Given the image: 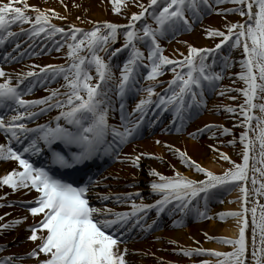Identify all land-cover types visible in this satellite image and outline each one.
<instances>
[{
  "label": "snow or ice",
  "instance_id": "obj_1",
  "mask_svg": "<svg viewBox=\"0 0 264 264\" xmlns=\"http://www.w3.org/2000/svg\"><path fill=\"white\" fill-rule=\"evenodd\" d=\"M110 3L114 13H122L129 3L139 8V11H131L130 15L123 13L127 20L124 25L108 20L92 21V27L85 29L75 23H69L67 27L54 23L53 18L67 19L54 8H41L27 0H0V44L8 37L17 35L11 30L12 24L27 23V28H18L19 34L33 38L43 34L57 44V51L66 45L64 54L68 58L61 64L39 67L42 76L37 73L36 66L15 72V83H12L13 74L0 67V78H3L0 79V131L7 137V143H0V160L12 161L16 165L0 175V188L9 186L12 191L25 189L37 193L27 203V212L34 218L27 225V239L34 242V247L24 255L34 258L32 264H131L126 259L129 249L125 234L135 226L149 229L157 223L155 220L151 223L141 222L143 216L147 215L146 210L154 208L159 216L166 206L180 213L194 209L198 216L206 217L209 201L216 199L221 191L238 188L242 201L240 208L215 214L221 220L238 218V235L235 238L214 237L233 245L231 251L221 252L204 247H178L175 250L189 257L204 254L220 258L215 261L198 260L193 264H249V259L252 264H264V204H259L257 200L256 206L251 209L246 207L247 197L252 193L245 186L250 168L254 186L258 182L255 173L264 176V102H254L256 99L264 101L261 95L264 93V0H147L146 4L144 0H110ZM225 3L232 7H217ZM60 4L67 9L64 0H60ZM72 4L74 7L80 6L76 0H72ZM209 11L238 13L243 19L227 21L223 26L225 30H222L202 23ZM196 22L201 23L204 36L219 39L211 47H198L184 41L186 53L181 52L179 57L165 55L161 41L181 31H191ZM57 34L60 35L59 42L54 39ZM120 35L123 36V43L117 48L109 47ZM221 46L237 49L241 53V70L235 75L246 85L236 89L242 93L244 101L236 106H223L228 112L239 111L244 117L238 121L245 129L239 133V142L243 145L240 162L212 146L219 152L220 159L229 161L231 165L218 174L198 163L186 150L165 141V146L182 164L203 174V178L194 179L179 170L172 175H164L150 168L149 175L158 178L150 181L151 191L159 194V199L152 203H144L143 197L139 203L132 199L133 196H140L138 189L135 193H95L100 201L114 199L118 204L131 203V208L123 211H117L104 203L96 206L90 201L95 188L109 187L103 183L106 176L88 175L83 182H69L57 174L52 166L77 173L83 171L89 161L101 155H111L134 167L140 166L142 156H156L153 152L121 155L120 148L135 137L145 113L156 110L150 109L152 104L157 109L172 112V128L177 132L186 130L185 122L191 120L205 105V90L214 89L224 69L232 67L231 58L220 51ZM121 50L126 51L127 56L122 64L114 66L112 57ZM100 53L108 54L107 59ZM217 53L223 64L218 69L214 67L217 65ZM4 55L7 57L8 53ZM11 59L15 60L16 57ZM114 67L117 70L115 72ZM165 71H171L173 75L164 82L167 87L161 94L156 92V85L161 83L157 77ZM58 76L64 80L59 87L65 91L53 88L48 90L46 96L24 98L35 83L50 82ZM31 77L39 78L25 80ZM141 80L149 83L143 85ZM220 87L224 88L223 85ZM133 91H143L146 96H142L128 112L124 97ZM217 94L222 95L223 92ZM115 97H119L118 102ZM117 106L119 125L109 120L110 116H115ZM52 108L60 110L52 118L56 121L54 126L51 121L28 126V122ZM254 109H259L260 114L257 115ZM61 118L63 123L60 122ZM253 119L256 121L254 129ZM213 128H221L223 133L231 132L230 128L212 123L204 125L203 129H196V132ZM249 130L255 131V137L249 136ZM196 132H189L188 135L194 137ZM13 141L20 147L17 148ZM256 141H259V156H250ZM56 142L63 145V150L54 146ZM156 143L161 141L156 140ZM228 143L234 144L235 140H229ZM42 147L51 156L46 157L47 164L36 166L30 156L41 154ZM157 158L164 159L162 156ZM250 160L253 162L251 165ZM257 162L260 167H256ZM262 190L264 182L254 187L255 195H264ZM8 195V192L0 193V201L3 202L0 206L17 203L3 199ZM193 198L197 201L202 199L204 208L194 207ZM257 206L260 209L259 217ZM249 211L252 214L250 242L246 236ZM6 215L8 213L3 214ZM3 216H0V230L12 228L27 219L26 216H18L4 221ZM173 224L182 225V217H177ZM22 259V256L8 254L0 257V264H20Z\"/></svg>",
  "mask_w": 264,
  "mask_h": 264
},
{
  "label": "bare ground",
  "instance_id": "obj_2",
  "mask_svg": "<svg viewBox=\"0 0 264 264\" xmlns=\"http://www.w3.org/2000/svg\"><path fill=\"white\" fill-rule=\"evenodd\" d=\"M30 4H36L41 8H54L56 11L60 12L63 16H66V20L53 18V22L67 27L69 23H75L82 28L92 27V21H104V20H118L117 23L123 24L126 23V16L122 13L120 16L111 17L106 8V5L102 0H76V3L79 4V7H74L72 4V0H64V3L68 5L67 9L60 4V0H27ZM19 6V5H17ZM86 9V11H85ZM31 13V9L28 10ZM34 17V14H33ZM80 17V19H77ZM213 22L217 20L211 19ZM11 30L13 32H17L16 36L7 38V53L8 56L6 58V65L0 66L4 67L6 72H10L13 74L12 83H15V72H19L22 70H27L29 66H36V71L39 74V67L45 64H61L67 61V57L65 56L66 45L57 51V44L53 43L51 40L45 41L43 38V34L38 37H29L26 34H19L18 28L23 27L27 28V23L23 25L12 24ZM57 38L60 41V35L57 34ZM184 41H188L195 46L210 47L214 40L209 37L203 35L201 31L196 33L186 35L180 38L179 42H175L170 45V49L168 51L171 55L177 56L181 52L186 50V45L183 43ZM17 44L19 47L17 48ZM179 50V51H178ZM32 52H35V55H31ZM105 56V53H100ZM127 54L123 56V60L126 58ZM241 53L239 50L233 52L231 56L232 66L236 65L238 61H240ZM6 57V56H5ZM11 57H16L15 60L11 59ZM107 59V57H105ZM119 60H115L112 57L111 63L115 65L122 64ZM224 79L221 81L220 85H223L222 89L220 85L217 87L215 92L213 93V98L211 101L215 104L211 107V113H206L200 116L196 122L194 123L195 127L201 126L204 122H213L216 125H224V123L229 124L231 132L223 133L221 128H213L211 130H207L205 132V137L199 142L192 141L191 138L193 136H189L190 131L186 129V136H177L176 134H169L165 125L157 126L158 129L152 131L155 134L152 137H145L143 139H134L131 138L120 150L121 155L123 154H136V153H145L150 152L151 150L155 151L156 154H159L165 149L168 148L165 146L164 142L167 141L169 144L175 145L177 148L181 150H186L193 159H195L198 163L202 164L204 167L210 169L214 172L223 171L230 164L229 161L220 159L219 152L215 151L212 146H215V149H219L220 152L227 153L231 159H234L235 152L240 153V151L234 149V144H229V140H235L233 137V129L232 126L235 127L238 125L237 118H240L239 114H235V112H228L223 106L224 105H233L234 100L231 97H234L235 93L232 90L233 87L230 85L231 75L228 73H233L230 68H227ZM47 71V70H46ZM113 71H117L116 68H113ZM42 76L43 74H39ZM50 75V74H49ZM118 75V72H117ZM39 77H31L25 78L28 79H38ZM3 79V78H0ZM64 83V80L61 76H58L55 80H50V82L35 83L31 92L25 93V99H33L41 96L48 95V90L53 88H59L61 92L65 91L64 88H60L59 86ZM149 82L145 81L143 85H147ZM167 85L164 83L158 87H156V92H161ZM225 89H231L230 91ZM223 92L222 95L217 94ZM146 93L143 91L139 92V96L136 101L131 102L130 108L135 106L136 102L142 97L145 96ZM59 97H56L58 99ZM117 102L119 101V97H115ZM129 100V99H125ZM233 103V104H232ZM43 107V106H40ZM59 109L52 108L50 110L45 111L42 115L38 116V118L34 121L28 122V126L31 127L34 123H45L47 121H51L52 124H55L56 121L52 119L57 115ZM157 112V109H156ZM237 112V111H236ZM159 114V112H157ZM119 118V107L117 106L115 116H110V123L118 120ZM217 120V121H213ZM63 121V118H61ZM60 121V122H61ZM197 135L200 132H196ZM212 133H216V135H212ZM156 140L161 141V143H156ZM0 143H7V137L4 136V132H0ZM140 151V152H139ZM235 151V152H234ZM166 158L170 160L166 164L158 162L154 157L152 159H148L146 163L154 165L157 171L166 174L170 171L168 169L171 166H176L179 169H182L185 173L190 174L194 179H202L203 174L195 171L192 168L187 167L179 161V158L173 154H167ZM110 159V158H109ZM145 162V161H144ZM157 162V163H156ZM143 163V161H142ZM16 166L12 161H2L0 160V175H3L5 171L10 170L11 167ZM167 166V167H166ZM142 166H140L141 168ZM137 167L132 166L130 163L126 161H122L119 159H115L111 156L110 163L108 167L100 172L99 176H106L107 179L103 181L104 184H107L109 187H97L95 188L93 194L94 200H96L98 206L101 203L107 204L110 207L114 208L117 211L129 210L131 208V203L126 202L122 204H118L114 199L107 201H100L96 198L95 193H126L128 190L127 185L130 183L129 178L137 177L138 171ZM148 176L152 179H158L157 177H153L148 174ZM146 181V180H145ZM126 186V187H125ZM246 186V182H245ZM147 197H151L153 192L151 189H145ZM8 192L9 195L4 197V200H14V201H22L34 196V191H27L25 189H19L17 191H12L9 186H3L0 188V193ZM241 193L238 188H233L228 192L221 191L219 196L215 200V210L207 211L206 217H199L196 220H189L190 225L187 226L186 229L176 227L174 230H168V226H176L173 224V221L177 219V217H182L184 219L183 213L179 211L173 212L171 209L167 212V214L172 215V219L164 228H158L159 224L156 223L155 230L151 234L141 233L144 229H141L139 226H135L132 228L131 237L127 242V247L129 251L126 253V259L131 262V264H169V259L176 260L177 262L183 260L182 253L178 251H174L175 254H179L180 257H173L170 255V249L164 250L166 244H169L170 247H183L186 248L185 245L190 244L193 247H204V248H213L216 250H221L224 246V243L214 239V237L227 236L235 238L238 235V225H237V217H227L224 220H221L217 215V213L221 211L228 210H237L240 208L242 201L239 199ZM159 197V196H158ZM156 197L155 199H158ZM133 199V198H132ZM197 201V200H195ZM200 205L203 206L204 202L201 199ZM212 201V200H211ZM209 201V203L211 202ZM2 201H0L1 203ZM139 203V201H136ZM141 202V201H140ZM145 201L144 203H146ZM208 203V204H209ZM203 209V207H201ZM143 216L142 223H151L150 216L148 214ZM4 213H8V215L3 216ZM183 216H182V215ZM0 216H3L4 221H8L14 219L18 216H26L27 219L22 221L19 225H16L9 229L0 230V257L8 254H15L17 256H22L23 259L25 257V253H27L32 247H34V242L27 239L29 235V230L27 225L33 222V216L27 212V209H23L16 204L11 206L5 204V206H0ZM197 218V217H196ZM141 230V231H140ZM129 233V232H128ZM125 234V236L128 235ZM204 234H208L213 239L209 241H204ZM146 236V237H145ZM246 236H248V232L246 230ZM171 241H176L177 243H171ZM172 248V249H173ZM143 249V250H142ZM141 251V252H140ZM172 253V252H171ZM161 257L163 259H161ZM23 259L21 261H23Z\"/></svg>",
  "mask_w": 264,
  "mask_h": 264
},
{
  "label": "rangeland",
  "instance_id": "obj_3",
  "mask_svg": "<svg viewBox=\"0 0 264 264\" xmlns=\"http://www.w3.org/2000/svg\"><path fill=\"white\" fill-rule=\"evenodd\" d=\"M102 2H104L105 3V5H106V8H107V10H108V12H109V15L111 16V17H117V16H120L122 13H128L129 15H130V12L131 11H139V8H136V7H133L132 6V4L131 3H129V5H128V8H126V9H123L122 10V13H114L113 11H112V5H111V3H110V0H102ZM144 2H145V4L147 3V0H144ZM217 7H232V5L231 4H228V3H225V4H223V5H217ZM225 17H226V19H225ZM211 19H213V20H217L216 22H213ZM240 19V16H239V14L238 13H227V14H221V13H217V12H214V11H209L204 17H203V21H202V23L204 24V25H211V26H213V27H219V28H221L222 30H225L224 29V24L227 22V21H233V22H235V21H237V20H239ZM241 19H243V17H241ZM110 22H113V23H117L118 22V20H112V19H110L109 20ZM118 24V23H117ZM137 24H139V22H137ZM91 28V27H90ZM90 28H88V29H90ZM198 31H201L202 33H203V31H204V29L201 27V23L200 22H196V23H194V27H193V29L191 30V31H187V30H185V31H181L178 35H174V36H170V37H168L167 39H164V40H162L161 41V43H162V45L164 46V54L165 55H168V56H170V57H173V55H171L170 54V52L168 51V49H170L169 47H170V45L171 44H173V43H175V42H179V40H180V38H182V37H184V36H186V35H190V34H193V33H196V32H198ZM56 41H58V39H56V37L54 38ZM212 40H214V42H215V40H218L219 38H211ZM121 43H123V36L122 35H120L119 37H118V39L116 40V42L114 43V44H111V45H109V47H111V48H117V47H119L120 46V44ZM213 45V44H212ZM211 45V46H212ZM210 46V47H211ZM226 49H222V46H221V52H223L224 53V55H230V52H232V51H234V50H236V49H228L227 48V46H224ZM186 51H187V49L184 51V53H186ZM145 55H147V53L145 52ZM176 56V55H175ZM180 56V54H177V56L176 57H179ZM219 56H220V54L219 53H217V65H215L214 67H216L217 69L218 68H220V66H223V64H222V61L219 59ZM209 59H211V57H209ZM240 61H238L237 63H236V65H234V66H232V67H230V69H231V71L233 72L232 73V75H231V78H230V85L233 87V91H234V93H235V95H234V97H235V99H233L234 100V104H233V106H236V105H239V104H241V103H243V101H244V97H243V95H242V93H240L239 91H236V89H238V88H241V87H245L246 85L244 84V82L239 78V77H237L236 75H235V73L236 72H239L240 70H241V68H240ZM169 73H172L171 71H165L161 76H159V77H157V79L159 80V81H161V83H164L165 81H167V79L169 78V76L170 75H168ZM142 82V81H141ZM149 82V81H148ZM161 83H159V84H157L156 86H158V85H160ZM261 95L262 96H264V93H261ZM212 99V98H211ZM255 103H261V102H264V101H262V100H259V99H256L255 101H254ZM210 105H209V107H212V106H214L215 104H213V102H211L210 101V103H209ZM207 110V109H206ZM257 111L255 112L257 115H259L260 114V112H259V109H256ZM254 111V110H253ZM206 111L204 110L203 111V113L202 114H204ZM210 113H211V111H210ZM201 114V115H202ZM235 114H239V111H237V112H235ZM239 116H240V118H237V122L238 121H240V120H243L244 119V117L243 116H241L240 114H239ZM213 121H217V120H213ZM209 123H211V122H204L201 126H199V127H196V128H193V127H191V129L192 130H195V129H203V126L204 125H206V124H209ZM212 124H214L213 122H212ZM238 125H236L235 127H231V128H234L235 130L233 131V133H232V135H233V137L235 138V143H234V149L235 150H239L240 151V153H241V151H242V148H243V145L239 142V133L240 132H242V131H244L245 129L239 124V123H237ZM224 125H225V127H230V125L229 124H226V123H224ZM252 125H253V129L255 128V126H256V121H255V119H253V121H252ZM203 135L201 136V137H199V138H196V139H192V141H196V142H199V141H201L202 139H203V137H205V132H206V129L205 130H203ZM255 135H256V133H255V131H253V130H249V136H251V137H255ZM167 152H165L164 150H163V152L161 151L159 154H156V156L154 157L155 158V160L156 161H158V162H161V163H164V162H170V160L168 159V158H166V155L167 154H173V152H171V151H169V150H167V149H165ZM150 152H153V153H156L155 151H150ZM235 152V151H234ZM259 152H260V147H259V141H256V143H255V147H254V149H252V151H250V156H252L253 154L254 155H256V156H259ZM240 153H236L235 152V154H234V159L233 160H235V161H237V162H240V160H241V156H240ZM159 156H162V157H164V159L163 160H161V159H158L157 157H159ZM144 158L145 159H143V160H141V161H143V163H140V166H142L141 168H140V166H139V170H137L138 171V176L137 177H133L132 179H131V183L127 186V188H128V192H132V193H135L136 191H137V189L139 190V192H140V196H133V198H135V200L136 201H141V197H143V199H147V196L145 195L146 193L144 192L145 191V189H147V187L148 186H150V181L151 180H153V179H149V176H148V174H149V169L150 168H153V166L154 165H152V164H149V163H146L147 162V160L148 159H152V157H149V156H144ZM166 160V161H165ZM145 161V162H144ZM157 163V162H156ZM167 167V166H166ZM228 167H231V165L229 164L228 165ZM227 167V168H228ZM256 167H260V164L257 162L256 163ZM168 169H170V171L169 172H167L165 175H172L176 170H179L181 173H183V174H185V175H188V176H190V177H192L190 174H188V173H185L182 169H179L178 167H169V165H168ZM221 172H223V171H219V172H216V173H221ZM252 175H253V172H252V170L250 171V173H249V177H250V179H249V181H247V188L250 190V193H252V194H250V195H248V197H247V204H246V207H248L249 209H251L253 206H256L257 205V200L259 201V204H264V195H261V196H259V197H257L256 195H255V193H254V187H259V183L260 182H264V176H261L260 175V173L259 172H257V173H255V175H256V177H257V184L254 186L253 184H252V181H251V177H252ZM193 178V177H192ZM146 180V181H145ZM262 191H264V190H262ZM209 209H211L212 210V207H209ZM259 212H260V209H259V207L257 206V217H259ZM247 218H248V221H249V228H247L246 230H247V232H248V235H249V237L251 238V218H252V214H251V212L249 211L248 213H247ZM210 236L207 234V236L204 234V241H209L210 240V238H209ZM257 239H259V237H258V235H257ZM167 247H170V246H167ZM232 247H233V245H230V244H226V243H224V246H223V248L221 249V250H218V251H221V252H227V251H231V249H232ZM249 255H250V253H249ZM207 257V258H206ZM208 257H210L209 259H208ZM205 259H207V260H212V261H215V260H217V259H220V258H218V257H215V256H207V255H197L196 256V258L195 259H193L191 256L189 257H186V261H188V262H191V263H193V262H195V261H198V260H205ZM249 264H252V262H251V260L249 259Z\"/></svg>",
  "mask_w": 264,
  "mask_h": 264
}]
</instances>
